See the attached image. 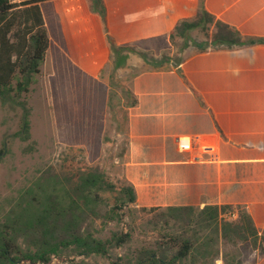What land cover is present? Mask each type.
Returning a JSON list of instances; mask_svg holds the SVG:
<instances>
[{
    "label": "crops",
    "instance_id": "1",
    "mask_svg": "<svg viewBox=\"0 0 264 264\" xmlns=\"http://www.w3.org/2000/svg\"><path fill=\"white\" fill-rule=\"evenodd\" d=\"M201 1L242 36L264 37V0H52L40 4L46 60L55 75L58 63L75 77L112 66L119 78V58L135 59L123 70L136 103L122 173L136 208L243 206L264 234V44L192 48L171 68L132 55L156 56L139 45L168 37ZM251 254L243 264H264Z\"/></svg>",
    "mask_w": 264,
    "mask_h": 264
},
{
    "label": "trees",
    "instance_id": "2",
    "mask_svg": "<svg viewBox=\"0 0 264 264\" xmlns=\"http://www.w3.org/2000/svg\"><path fill=\"white\" fill-rule=\"evenodd\" d=\"M47 1L52 0H0V106L21 111L16 136L23 142L31 140L32 110L27 96L50 45L40 7ZM195 31L207 34L205 41L197 43V51L264 44V37L242 36L217 20L201 1L192 19L180 21L168 37L139 46L157 52L160 40L174 47L176 36L187 38ZM182 61L171 67H178ZM101 62L92 60L93 73ZM122 88L129 99L122 104V114L117 113L118 134L126 143L118 155L121 165L129 142L128 109L136 103L130 89ZM7 153L8 143L4 141L0 164ZM75 159H64L68 170L49 166L35 186L27 187L10 202L0 221V264H51L54 258L65 255L106 257L112 264H243L244 248L255 253L256 262L264 257V234L245 207L136 208L135 189L124 176L113 179L98 163H83L77 168ZM126 219V232L114 231L108 238L97 236L98 222L122 224ZM144 222L150 228L140 239L135 232ZM135 239L140 247L127 248L123 255L116 253Z\"/></svg>",
    "mask_w": 264,
    "mask_h": 264
},
{
    "label": "rangeland",
    "instance_id": "3",
    "mask_svg": "<svg viewBox=\"0 0 264 264\" xmlns=\"http://www.w3.org/2000/svg\"><path fill=\"white\" fill-rule=\"evenodd\" d=\"M206 35L203 31H195L187 38L176 36L174 47L165 44L164 39L160 40L156 47L158 51L150 50L160 54L158 56L151 52L148 57L132 55L149 62V66L169 68L183 58L184 52L196 49L197 43L206 40ZM133 60L119 58V78L116 69L110 68L112 66L102 70L97 78L83 74L75 77L68 75L66 66H58V63L55 75L52 61L46 60L27 96L32 110L29 142L16 136L21 127V111L0 106V149L4 141L8 143V153L0 164V221L9 210L10 202L27 187L35 186L49 166L57 171L68 168V163L64 162L67 156L77 157L74 161L77 168L83 163H98L113 179L123 176L118 155L126 143L118 134L117 116L122 114V104L129 99L122 88V85L126 86L123 70L131 66ZM87 88H91V92ZM127 222L128 219L122 224L98 222L96 234L108 238L114 231L126 232ZM149 228L146 222L141 223L135 234L144 239ZM140 246L139 240L135 239L116 253L123 255L127 248ZM242 253V256L254 259L251 249L244 248ZM51 264H112V260L65 255L54 258Z\"/></svg>",
    "mask_w": 264,
    "mask_h": 264
}]
</instances>
